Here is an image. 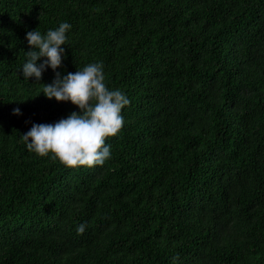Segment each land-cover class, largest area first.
Here are the masks:
<instances>
[{
	"label": "trees",
	"instance_id": "trees-1",
	"mask_svg": "<svg viewBox=\"0 0 264 264\" xmlns=\"http://www.w3.org/2000/svg\"><path fill=\"white\" fill-rule=\"evenodd\" d=\"M65 20L130 98L103 165L21 139L79 110L19 73ZM0 264H264V0H0Z\"/></svg>",
	"mask_w": 264,
	"mask_h": 264
},
{
	"label": "clouds",
	"instance_id": "clouds-1",
	"mask_svg": "<svg viewBox=\"0 0 264 264\" xmlns=\"http://www.w3.org/2000/svg\"><path fill=\"white\" fill-rule=\"evenodd\" d=\"M71 29L72 24L65 20L46 32L37 28L27 31L31 47L25 51L26 59L19 73L24 79L34 77L41 81L50 66L55 76L51 82L44 83L43 93L58 101L70 100L79 110L54 122L33 121L21 139L28 150L42 156L51 154L66 165H103L112 156V145L107 138L124 125L123 109L130 104V98L122 89L108 86L103 61L89 62L75 72L60 71L58 66L67 56L63 45L68 44ZM13 113L22 114V109L17 106ZM87 226V221H82L77 231L83 233Z\"/></svg>",
	"mask_w": 264,
	"mask_h": 264
}]
</instances>
